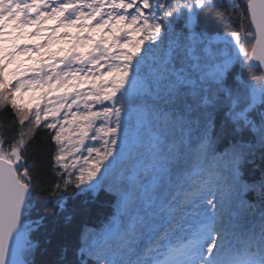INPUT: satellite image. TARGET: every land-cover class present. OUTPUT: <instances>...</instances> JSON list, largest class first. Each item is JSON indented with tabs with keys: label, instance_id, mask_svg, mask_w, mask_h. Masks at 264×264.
I'll return each mask as SVG.
<instances>
[{
	"label": "snow or ice",
	"instance_id": "snow-or-ice-1",
	"mask_svg": "<svg viewBox=\"0 0 264 264\" xmlns=\"http://www.w3.org/2000/svg\"><path fill=\"white\" fill-rule=\"evenodd\" d=\"M38 2L45 13H33ZM220 4L241 21L240 29L209 38L195 30V17L198 10L216 8L217 0H81L82 7L91 11L74 9V15L62 17L60 24L72 27L76 20L99 16L94 25L79 27L109 26L112 43L101 37L86 56L70 50L63 57L66 67L73 60L112 62L101 73L99 85L93 79L86 95L65 91L44 109L36 103L30 120V112L17 103V93L42 84L51 91L53 81L74 88L67 78L78 77L69 71L25 80L37 70L23 68L15 58L43 45L21 47L16 41L36 35L38 27L29 33L24 29L57 17L68 5L60 0L48 12L46 0H0V108L10 104L19 123L31 125L13 142L0 134V264H35L39 242L33 234L43 221L31 219L33 178L24 137L40 126L42 117L54 121L46 127L55 130L54 161L64 169L63 186L56 184L45 199L63 209L62 193L74 185L77 194L95 195L104 188L115 193L117 201V216L102 231L89 230L82 236L78 264H264V179L250 184L241 171L247 157L257 147L264 148V111L257 110L258 105L264 107V0H246V12L237 0ZM249 16L254 31H245ZM178 19L185 21L183 32L176 31ZM114 46L122 50L118 55ZM237 61H254L248 66L259 67L260 74L252 82L237 77V86L228 87L225 74ZM97 104L101 108L94 111ZM222 109L225 115L218 123ZM73 124L74 136H69L66 125ZM244 131L253 135L254 142L232 143L217 153L220 140ZM88 140L94 143L89 146ZM69 157H75L71 165ZM174 177L178 190L160 199L161 190ZM137 188L150 192L149 203L160 200V213L168 218L146 242L141 240L146 226L133 213ZM249 192L261 201L256 223L248 220L258 207L246 199Z\"/></svg>",
	"mask_w": 264,
	"mask_h": 264
},
{
	"label": "trees",
	"instance_id": "trees-1",
	"mask_svg": "<svg viewBox=\"0 0 264 264\" xmlns=\"http://www.w3.org/2000/svg\"><path fill=\"white\" fill-rule=\"evenodd\" d=\"M217 2L216 8L197 11L195 17L197 32L212 36L225 35L240 29L241 21L236 15L221 5L219 1ZM224 3L226 4L225 1ZM237 3L246 12V0H237ZM244 24L247 25L245 31H252L249 17ZM184 26L183 19L176 21L175 28L179 32L184 31ZM249 63L255 65L252 61L244 64L237 62L229 68L224 77L225 85L235 88L237 77L252 82L254 77L260 74L261 69L257 66L249 67ZM257 110L264 111V107L258 105ZM224 115L223 109L218 111V123L223 121ZM21 132H24L23 125L19 123L11 105L0 108V134H3L4 139L13 142L20 138ZM53 134V130L40 124L28 135L25 145V159L33 178L31 219H42L43 221L40 228L33 234L34 239L39 242L33 259L35 264H78L82 236L89 230L102 231L117 216V201L115 193H110L104 188L95 195L91 192L77 194L74 185L62 193L65 200L63 209L57 207L50 199H45L49 197L56 184L63 186L61 169L54 161L53 154L56 152L57 145L51 140ZM242 141L254 142L253 135L244 131L222 139L216 145L217 153L224 151L226 145ZM4 147L8 149V143ZM241 171L244 179L250 184L259 183L264 179V148L257 147L254 155L248 156L241 165ZM178 187V180L174 177L171 183L161 190L160 199L170 197L178 190ZM144 188H147V185H144ZM144 188L136 190L133 213L136 217L142 218L146 226V231L141 236V240L146 242L155 238L158 231L166 226L168 218L160 213V200L153 198L155 202L149 203L150 192L146 194ZM246 199L258 206L255 214L248 217L251 223H256L259 220L261 201L255 192H249Z\"/></svg>",
	"mask_w": 264,
	"mask_h": 264
},
{
	"label": "rangeland",
	"instance_id": "rangeland-1",
	"mask_svg": "<svg viewBox=\"0 0 264 264\" xmlns=\"http://www.w3.org/2000/svg\"><path fill=\"white\" fill-rule=\"evenodd\" d=\"M48 1V0H46ZM220 2V0H217ZM226 2V0H224ZM65 4L70 7L69 2L63 0ZM48 12L51 11V7L58 6L60 4V0H52L51 3H48ZM81 11H83L85 14L91 11V9L82 7V5L79 7ZM42 14L45 13V9L43 6L38 9ZM109 9V6L106 4L104 11L107 12ZM37 11V10H35ZM34 11V13H35ZM131 11V10H130ZM70 9L67 8V10L63 13H60L55 18L50 19H44L39 25L33 24L31 27L25 28L24 32H35L37 27L41 29L36 35L28 36L25 35L18 41H16L17 44H19L21 47L27 45L29 47H32L34 45H43V47L39 49H35L33 51L27 52L26 54H20L17 58L19 61H22V67L28 68V69H35L37 71L29 72L26 77H24L25 80L36 78L40 79L41 77L46 78V75H54L55 73H67L69 71H72L75 74V77H78V79L74 78L73 76H69L67 78V83L69 85H75L74 88L65 89L63 86H57L55 81L52 82V90L49 91V85L48 84H42V87L40 88H28L22 90L20 93H17V103L25 108V110L30 112V118L32 119V113L36 111L35 104L39 103L41 105V109H44L49 105V101H55V98L58 96H61L64 94L65 91L70 92H76L80 91L83 94H87L88 90L93 87V79L95 78V83L99 85L100 83V75L101 73H106L108 70V63H111V59L108 61L101 60L100 65H94V64H81L80 62L73 60L71 63L70 68L66 67L67 61H63V57L66 56L69 51H73L76 54L83 53L85 56L88 52H91L95 46L96 43L99 42L101 37H104L108 45H111L112 43V35L109 31V26H105L104 29H99L96 27L88 28L84 27L81 28L79 25H94L96 23V20L99 19V16L96 17V19H81L76 20L75 26L72 27H65L62 24H60V19L64 16L73 15L70 13ZM107 18V17H105ZM196 21V18H195ZM59 25V26H58ZM179 32L178 30H176ZM67 33L68 35H65ZM205 34V33H204ZM209 38L217 37V36H224V35H208ZM49 37L52 39L49 41ZM77 37H80L78 40ZM87 37L88 39H85ZM126 38V37H125ZM149 43L148 41L145 42V44ZM222 46V45H221ZM10 47V46H8ZM101 48L106 47V45H101ZM62 49V51H61ZM113 53L119 54L120 51H122L118 46H114L112 48ZM47 53H56L55 59L50 58ZM143 54V52H141ZM97 55H99V52H97ZM30 57V58H29ZM239 62V61H237ZM237 62L233 63L231 67H233ZM240 63V62H239ZM11 67H15V65H12ZM210 67V65H209ZM91 69V72L88 71V69ZM40 69H43V71H39ZM110 79V77H106ZM15 83L14 81L12 82ZM45 93L47 95L43 100L37 99L40 96H43ZM101 105L97 104L94 105L93 110H100ZM76 107H73V111H76ZM79 111L83 113L85 111L83 101H80L79 103ZM64 110H61V119L64 115ZM71 118V117H69ZM30 119V120H31ZM54 122L52 121L51 117L46 121L42 117L41 124L46 126L47 123ZM101 121H96V125L99 126ZM31 127L29 124V121H25L23 128L24 132H27L28 128ZM76 125H66V128H68L67 135L74 136V132L72 131L73 128H75ZM55 131V130H53ZM91 135V133H90ZM28 135L24 137L25 140H27ZM94 142L91 140L86 141V144L89 146L92 145ZM96 146H100V142H95ZM83 155H87L86 150H82ZM75 157H69L68 163L71 165ZM111 159V158H109ZM107 163V161H105ZM80 164L83 165V161H80ZM59 167V166H58ZM60 168V167H59ZM61 169V173L64 172V169ZM69 172L73 171L71 167L68 169ZM103 171V169H101ZM78 174V172H77Z\"/></svg>",
	"mask_w": 264,
	"mask_h": 264
},
{
	"label": "water",
	"instance_id": "water-1",
	"mask_svg": "<svg viewBox=\"0 0 264 264\" xmlns=\"http://www.w3.org/2000/svg\"><path fill=\"white\" fill-rule=\"evenodd\" d=\"M249 18H250V16H249ZM251 29H252V31H254V26L251 25ZM252 62L255 64L254 61H252Z\"/></svg>",
	"mask_w": 264,
	"mask_h": 264
}]
</instances>
